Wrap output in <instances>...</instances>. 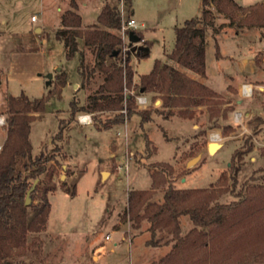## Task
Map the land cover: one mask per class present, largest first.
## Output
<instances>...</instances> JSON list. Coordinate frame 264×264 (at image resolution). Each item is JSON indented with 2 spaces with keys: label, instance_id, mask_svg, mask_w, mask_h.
Instances as JSON below:
<instances>
[{
  "label": "rangeland",
  "instance_id": "374dc122",
  "mask_svg": "<svg viewBox=\"0 0 264 264\" xmlns=\"http://www.w3.org/2000/svg\"><path fill=\"white\" fill-rule=\"evenodd\" d=\"M61 1L0 0V20L1 17L5 20L4 24L0 21V31L5 32L0 33V112L6 117L3 111L7 94L15 96L24 91L30 100L48 95L44 110L34 113L30 124L31 155L49 152L58 144L62 147L55 153L57 161H51L48 166L53 171L50 181L55 183V189L48 193L51 210L46 230L38 233L41 244H29L23 254L12 255L3 264H156L172 243L147 245L149 223L142 220L136 227L133 219L127 215L121 217L127 209L128 193L134 189H150L153 172L159 173L154 178L158 187L153 189V200H160L170 183L180 189L212 187L216 192L221 189L223 194L217 200L228 203L238 198L235 194L245 182L261 183L260 178L264 177V131L261 130L264 88L253 87L249 96L240 93L243 85L239 92L237 88L245 76L264 84V68H260L264 62V26L251 20L249 11H232L234 20L231 21L227 15L217 12L213 4V27L206 31V74L201 76L179 67L167 56L175 43V27L200 14L201 0H131L138 22L136 31H141L150 43L148 54L143 58H138L135 51L144 44L142 41L132 43L128 51L129 64L136 77L133 81L148 74L155 60L169 63L216 91L214 107L218 106L220 113L210 118L209 107L199 105L190 108L191 114H180L178 107L159 114L161 101L149 92L150 102L145 108L135 102L137 110L151 112L152 120L143 127L138 115L132 114L124 122L97 129L90 113L89 124L78 120L85 112L78 113L74 119L70 116L69 102L75 99L79 105L84 104L86 96L101 83V75L96 72L89 81L82 82L77 70L78 56L65 57L64 45L54 35L60 26L57 6ZM81 1L78 0L79 11L87 25L96 24L101 5L112 3V0H84L86 5H83ZM236 1L246 6L264 0ZM31 15L37 20L31 21ZM81 44L80 41L79 47ZM85 53L86 61H92V55ZM53 65L59 70H53ZM60 70L67 76L61 89L55 78ZM49 73L53 76L47 84ZM133 89L132 85L130 92ZM235 108L242 113L252 108V117L247 121L239 112H233ZM228 115L233 116L232 121ZM111 116L113 113L107 111L96 114L101 119ZM60 122L64 127L63 138L55 141L53 137ZM212 133L219 134L217 142L221 145L210 152L208 143L212 142ZM5 135V126L0 125V142L5 140ZM145 137L149 140L148 151ZM235 150H240L241 168L234 186L232 167L239 161L238 156L232 160ZM41 179L42 189L48 178ZM62 183L70 189L74 184L75 194L67 193L60 186ZM31 203L30 199L27 205ZM191 228L190 218L181 216L180 233L186 235ZM214 228L210 230L216 232ZM165 235L163 241L171 236ZM32 236L28 234V243ZM229 236L225 235V243ZM217 238L220 242L221 238ZM253 250L264 254V234L257 232L239 239L235 245L215 254L223 257L213 255V260L206 264H243L237 258Z\"/></svg>",
  "mask_w": 264,
  "mask_h": 264
},
{
  "label": "trees",
  "instance_id": "16d2710c",
  "mask_svg": "<svg viewBox=\"0 0 264 264\" xmlns=\"http://www.w3.org/2000/svg\"><path fill=\"white\" fill-rule=\"evenodd\" d=\"M124 2L126 16L129 17L133 9L132 1ZM69 3L70 8L62 12L60 26L54 35L64 45L67 59L78 56L77 70L82 82L89 81L96 72L101 75V83L93 93L86 96L84 104L79 105L75 99L69 102L71 119L78 113L87 112L92 114L95 127L104 129L137 114L140 127H143L152 118L150 110H137L135 107L134 95L140 91L153 92L160 99L162 111L155 109L156 113L162 114L166 109L169 112L171 108L178 107V112L186 115L191 114L192 107L207 105L210 118L218 117L220 109L218 106L214 107L217 101L216 91L192 79L174 65L155 60L148 74L140 75L137 82L133 81L134 70L129 64L130 58L127 55L125 60L122 59V41L118 33L121 18L116 0L105 3L96 16V24L88 26H82V19L75 11V0H69ZM213 4L217 12L227 15L231 21L234 20L232 11H249L251 20L255 19L259 26H264V1L242 6L236 0H201L200 14L185 20L180 27H175V43L172 51L167 54L176 65L196 75L206 74V31L213 27ZM134 33L143 41V35L139 31L135 30ZM80 41L82 47H79ZM143 43L135 50L138 58L148 54L150 43ZM85 52L92 55V61H86ZM55 76L57 86L61 89L66 82V72L60 70ZM132 85L134 89L130 92ZM125 87L129 92L124 93ZM47 97L48 95L30 100L23 92L6 96L3 111L6 114V135L0 146V264L6 263L12 255L23 254L29 244L40 245L38 233L46 230L51 210L48 193L55 189V183L50 181L53 171L50 172L48 166L51 161H57L55 153L60 152L62 147L58 144L49 152L41 151L31 155L28 135L34 113L44 110ZM104 111L113 113V116L104 119L96 117L97 113ZM63 129L60 122L53 140L60 141L63 138ZM145 139V149L148 151L149 140ZM239 153L240 150H235L232 155V160L235 156L239 158L238 163L232 167L231 180L234 186L241 168ZM157 174L159 173H152L154 178ZM41 178H48L42 189ZM154 178L150 189H134L128 193L127 209L121 217L125 218L127 215L133 219L136 227L142 220L149 223L150 238L146 241L147 245L172 243L156 264H206L213 260V255L215 257L220 249L235 245L239 239L256 235L257 232L264 234V177L260 178L261 183L245 182L240 192L235 194L238 198L228 203L218 202L217 198L223 194L221 189L218 192L212 187L180 189L170 183L163 190L160 200H153V189L158 187ZM35 179L40 182L30 193L32 203L25 205L27 191ZM60 186L67 193L75 194L74 184L71 189L65 183ZM34 200L36 202L33 203ZM185 215L190 218L192 228L186 235H182L180 217ZM212 227H216V232L210 230ZM159 232L171 236L163 241L166 235H157ZM28 234L33 235L30 243L27 242ZM225 235L229 236L226 243L223 240ZM217 237L222 241L217 242ZM236 261L243 264L263 263L264 254L253 250Z\"/></svg>",
  "mask_w": 264,
  "mask_h": 264
},
{
  "label": "built area",
  "instance_id": "2783aa9c",
  "mask_svg": "<svg viewBox=\"0 0 264 264\" xmlns=\"http://www.w3.org/2000/svg\"><path fill=\"white\" fill-rule=\"evenodd\" d=\"M116 2H117L119 15L121 18L118 33L122 41V44H121L122 59L125 60V57L128 55V51L130 50L132 43H134V42L129 41L128 33L130 32V30L135 31L137 29V22H136V19L132 17V15H130L129 17L126 16V2H124V0H116ZM31 19L34 20L35 16L34 15L31 16ZM245 86L246 85L242 86V89H241L242 94L245 96H249L251 93L252 87L250 86L249 92L247 93V90H245ZM127 92L129 91L125 87L124 93H127ZM134 102H136L137 106L142 107V108L143 107L145 108L149 103V101H147L144 94L141 92L136 93L134 95ZM122 111L125 112V109H123ZM237 119H238V116L236 117V120ZM78 120L80 121V123H84V124H89L92 122L89 114H83L82 116H79ZM5 123L6 122H5L4 115L0 114V125H4Z\"/></svg>",
  "mask_w": 264,
  "mask_h": 264
},
{
  "label": "crops",
  "instance_id": "0c3cea01",
  "mask_svg": "<svg viewBox=\"0 0 264 264\" xmlns=\"http://www.w3.org/2000/svg\"><path fill=\"white\" fill-rule=\"evenodd\" d=\"M75 2L77 3V7H76V9H75V11L80 15V18L82 19V16H81V13H80V11H79V8H80V3H78V0H75ZM81 3L83 4V5H86V3L84 2V0H82L81 1ZM105 4V3H104ZM103 4V5H104ZM103 5H101L100 7H99V10H100V8L103 6ZM70 8V3H69V0H62L61 1V5L60 6H57V11L59 12V16H58V20L59 21H61L60 20V17H61V15H62V12L64 11V10H66V9H69ZM99 10H98V12H99ZM98 12H97V14H98ZM132 17L134 18V11H133V9H132ZM31 16H33V15H31ZM30 16V17H31ZM97 16V15H96ZM136 19V18H135ZM30 20L31 21H36L37 20V18H35L34 20H32L31 18H30ZM3 24L5 23V20H4V18H2L1 17V20H0ZM136 22H137V20H136ZM60 23V22H59ZM89 25H93V24H89ZM141 25H142V23H141ZM82 26H88L87 24H85L84 23V21H83V19H82ZM137 27H138V22H137ZM37 30L39 31L40 29L39 28H37ZM137 30V29H136ZM140 33H141V31H139ZM0 33H5V32H3V31H0ZM141 35H142V33H141ZM143 37H144V35H143ZM143 41H146L145 40V38H143ZM142 41V42H143ZM243 61H245V60H243ZM261 65V67L260 68H264V62L262 63V64H260ZM56 70V68H55V65H53V70ZM134 70V69H133ZM245 78V80H243V81H240V85L237 87L238 88V92H239V90H240V87H241V85H246V86H251L252 88L253 87H257L258 89H261V88H264V84H263V81H261V80H258V79H254V80H248V79H246V78H249V76H245L244 77ZM133 79L135 80L136 79V77H135V75L133 76ZM8 81L9 80H6V85H8ZM0 85H1V82H0ZM75 84H73V86H74ZM5 92V91H4ZM21 92H23L29 99H30V97H29V95H27L26 94V92H24V91H21ZM20 92V93H21ZM141 93H143L144 94V96L146 97V99H147V101H149V92L148 93H144V92H142V91H140ZM241 94H242V91L240 92ZM2 95V93L0 92V96ZM8 95V94H7ZM11 95V94H10ZM157 102L159 101V100H156ZM239 102L241 101V100H238ZM150 102V101H149ZM242 102V101H241ZM239 112V116H242V117H244L247 121L248 120H250V117H252V108H249L247 111H245L244 113H242L240 110H238V109H234L233 110V112ZM233 112H232V114H233ZM0 114H2L1 112H0ZM85 114H89V113H87V112H85ZM231 114V115H232ZM229 116L228 118L229 119H231V121L233 120V116ZM256 115H260L261 116V113L259 114H256ZM262 119H263V125L261 126V130L262 131H264V129H263V127H264V117H262ZM2 144V142H0V145ZM64 167V166H63Z\"/></svg>",
  "mask_w": 264,
  "mask_h": 264
},
{
  "label": "water",
  "instance_id": "95a60500",
  "mask_svg": "<svg viewBox=\"0 0 264 264\" xmlns=\"http://www.w3.org/2000/svg\"><path fill=\"white\" fill-rule=\"evenodd\" d=\"M129 35V41L131 42H138L140 41V37L139 35L135 34L134 31L130 30V32L128 33ZM56 70H59V68H56ZM53 76V73H49L47 75V84L49 82V80L52 78ZM214 144V145H218L217 147H219L221 144L219 142H209L208 143V150L210 152H212L211 150V144ZM38 179H35L34 182L32 183L30 189L27 191V194H26V197H25V205H27V203L30 201V193L32 192V190L34 189V186H35V183L37 182Z\"/></svg>",
  "mask_w": 264,
  "mask_h": 264
},
{
  "label": "bare ground",
  "instance_id": "6f19581e",
  "mask_svg": "<svg viewBox=\"0 0 264 264\" xmlns=\"http://www.w3.org/2000/svg\"><path fill=\"white\" fill-rule=\"evenodd\" d=\"M245 90H247V93H248V89H247V86H245ZM237 116V115H236ZM218 138H219V134L217 133H212L211 135H210V139H211V141L212 142H217V140H218ZM217 146L218 145H214L213 143L211 144V150L213 151L214 149L215 150H217Z\"/></svg>",
  "mask_w": 264,
  "mask_h": 264
}]
</instances>
